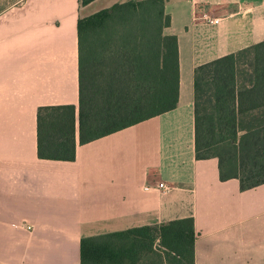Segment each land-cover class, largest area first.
<instances>
[{
    "label": "crops",
    "instance_id": "crops-1",
    "mask_svg": "<svg viewBox=\"0 0 264 264\" xmlns=\"http://www.w3.org/2000/svg\"><path fill=\"white\" fill-rule=\"evenodd\" d=\"M124 1L0 10V264H82L84 236L186 216L194 264H264V183L222 180L219 159H198L195 143L196 67L264 40V0H166L177 107L87 143L77 135L75 160L39 157V107L79 106V19Z\"/></svg>",
    "mask_w": 264,
    "mask_h": 264
},
{
    "label": "trees",
    "instance_id": "trees-1",
    "mask_svg": "<svg viewBox=\"0 0 264 264\" xmlns=\"http://www.w3.org/2000/svg\"><path fill=\"white\" fill-rule=\"evenodd\" d=\"M94 0H81L83 5ZM166 0H127L78 22L80 101L38 109V155L75 160L87 143L174 109L179 39ZM198 159L217 157L222 180L264 183V40L195 70ZM195 218L84 236L82 264H194Z\"/></svg>",
    "mask_w": 264,
    "mask_h": 264
},
{
    "label": "rangeland",
    "instance_id": "rangeland-1",
    "mask_svg": "<svg viewBox=\"0 0 264 264\" xmlns=\"http://www.w3.org/2000/svg\"><path fill=\"white\" fill-rule=\"evenodd\" d=\"M23 0H0V10L5 6L17 7Z\"/></svg>",
    "mask_w": 264,
    "mask_h": 264
},
{
    "label": "built area",
    "instance_id": "built-area-1",
    "mask_svg": "<svg viewBox=\"0 0 264 264\" xmlns=\"http://www.w3.org/2000/svg\"><path fill=\"white\" fill-rule=\"evenodd\" d=\"M217 20H218L217 18L211 19V21H217ZM159 187L163 188L164 190H169L170 189V187L168 185H166L165 182H160Z\"/></svg>",
    "mask_w": 264,
    "mask_h": 264
}]
</instances>
